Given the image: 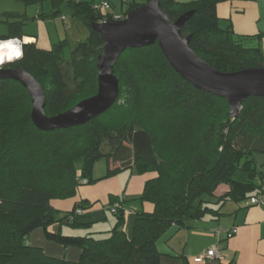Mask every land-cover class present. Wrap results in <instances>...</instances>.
<instances>
[{
	"label": "trees",
	"instance_id": "1",
	"mask_svg": "<svg viewBox=\"0 0 264 264\" xmlns=\"http://www.w3.org/2000/svg\"><path fill=\"white\" fill-rule=\"evenodd\" d=\"M52 1L54 8L65 2L70 14L89 28L87 40L78 42L69 58L63 56L66 40L40 48L24 38L19 22L10 23V32L0 35V41H25L21 56L8 60H15L9 66L29 71L44 87L49 116L97 93V57L104 41L92 23L121 20L104 13L111 7H100L101 2ZM148 1L122 0L128 5L122 19ZM219 1L160 0V6L172 21L194 11L182 35H191V48L216 69L264 66L262 46H244L242 36L221 25ZM57 13L54 9L46 17ZM114 72L120 91L108 110L84 124L52 130L33 123L32 100L20 82L0 79V264H167L166 259L190 264L184 254L170 256L158 249V240L173 225L190 228L197 220L219 216L227 201L264 196V171L255 158L264 153V96L248 97L232 117L227 99L179 75L158 42L126 49ZM102 159L106 173L95 177ZM128 169L151 174L138 199L154 206L152 211H136L131 231L125 228L126 201L115 195L107 207L116 219L112 228L83 235L49 230L55 224L90 229L89 200H76L63 214L54 201L73 199L80 186ZM222 185L228 190L217 195ZM39 228L66 249L80 248L79 260L53 257L27 243ZM222 258L219 264H235Z\"/></svg>",
	"mask_w": 264,
	"mask_h": 264
},
{
	"label": "crops",
	"instance_id": "2",
	"mask_svg": "<svg viewBox=\"0 0 264 264\" xmlns=\"http://www.w3.org/2000/svg\"><path fill=\"white\" fill-rule=\"evenodd\" d=\"M94 2L108 1L111 4L109 11L117 15H124L128 5L122 0H93ZM33 2H26L29 4ZM26 7L25 10H27ZM217 14L223 27L231 26L237 35L244 40H258L264 35V0H220L216 6ZM5 13H16L17 16H6ZM47 15L49 13H46ZM43 14V17H46ZM20 10H3L1 17H6L8 24L19 22L22 24L21 16H24ZM41 15V14H39ZM6 32V34H8ZM25 34L24 38L30 39L29 42H39L38 36L34 34ZM5 35V34H2ZM15 39V38H13ZM107 169V162H106ZM103 174L94 170L95 177H101ZM151 174L141 175L134 169L124 170L115 176L105 178L91 185H83L78 189L77 196L71 200V206L65 211L70 210L76 200L87 199L92 203V207L87 212L90 213L88 221H93L91 228L102 231L106 229L105 225L115 223L116 219L108 217V205L111 195L120 196L126 202V230L131 231L135 213L140 208H127V201L138 199L141 195L144 184ZM102 190V193L100 192ZM228 190V187L222 185L217 190V195H221ZM123 193V194H122ZM142 210L152 211L153 204L141 201ZM112 224V223H111ZM110 227V226H109ZM236 228L237 232L228 237V231ZM215 229L220 232L216 233ZM53 233L62 232L63 226L55 224L49 229ZM96 231V230H95ZM64 234V233H63ZM27 243L41 247L44 252L50 256L77 261L81 256V249L75 246L65 248L62 244L50 240L46 237L42 228L33 231L27 238ZM213 245L219 247L222 253V259L225 262L234 261L235 264H264V205H253L249 200L227 201L219 216L209 217L203 220L193 222L190 228H180L173 225L157 242L161 253L170 256L184 254L190 264H219L220 260L216 258L203 257L206 251ZM167 264H179L178 259L164 260Z\"/></svg>",
	"mask_w": 264,
	"mask_h": 264
},
{
	"label": "water",
	"instance_id": "3",
	"mask_svg": "<svg viewBox=\"0 0 264 264\" xmlns=\"http://www.w3.org/2000/svg\"><path fill=\"white\" fill-rule=\"evenodd\" d=\"M193 13V10L187 11L172 21L162 11L160 0H149L132 9L124 19L92 23V28L104 41L97 57V93L57 115L49 116L46 113L45 89L29 71L5 67L17 59L0 65V79L18 81L29 91L31 117L37 128L52 130L81 125L104 113L117 100L120 85L114 68L119 56L128 48L137 49L158 42L179 75L199 89L226 98L231 116L235 117L248 97L264 96V66L234 72L213 67L191 48L192 36L182 35V29Z\"/></svg>",
	"mask_w": 264,
	"mask_h": 264
},
{
	"label": "rangeland",
	"instance_id": "4",
	"mask_svg": "<svg viewBox=\"0 0 264 264\" xmlns=\"http://www.w3.org/2000/svg\"><path fill=\"white\" fill-rule=\"evenodd\" d=\"M26 7H28L27 10H25ZM6 9L20 10L23 14H25L20 18L22 20L24 32L26 34H34L35 36H38V47L49 49L54 43L66 40V45L63 51V56L66 58L71 56V52L78 42L87 40L89 36L88 26L83 20L70 14L65 2H61V4L57 3L54 8L52 0H39V2H33L29 4H25V0H0V14H2L3 10ZM54 9L58 11L57 15L43 17V14L52 13ZM63 15H65V17H63ZM6 20V17L0 16V35L6 34V32L9 31L10 27ZM242 42L246 47L262 46L264 49V44L260 43L258 40H242ZM17 58L18 57H16V59ZM255 158L259 168L264 171V153H256ZM96 170L101 174L105 172V159H102L96 163ZM80 187H83V185ZM100 192L102 193V190ZM141 205L140 199H130L127 201V208L137 207L142 210ZM54 206L61 210V214H63V212L71 206V200H55ZM108 217L110 219L115 218L110 212H108ZM113 225L114 223L110 220V225L106 224V229L103 230H108L112 228ZM94 230L98 229L77 228L69 224L63 225V233L68 235H83Z\"/></svg>",
	"mask_w": 264,
	"mask_h": 264
},
{
	"label": "built area",
	"instance_id": "5",
	"mask_svg": "<svg viewBox=\"0 0 264 264\" xmlns=\"http://www.w3.org/2000/svg\"><path fill=\"white\" fill-rule=\"evenodd\" d=\"M100 7H103L105 9H109L111 6H110L108 1H103V2H101ZM115 19H122V16L121 15H115ZM10 40L15 41V43L18 44L21 47V49L25 43V41H23L19 38L10 39ZM0 42H2V41H0ZM262 43L264 44V37L262 38ZM249 203L253 204V205H264V196H262V195L253 196L249 199ZM113 210H115V209H113ZM80 212L81 211L79 210L78 213H80ZM215 232L219 233L220 230L215 229ZM236 232H237L236 228L230 229L228 231V237L232 236ZM203 257L220 259V258H222L221 250L219 249L218 246L213 245L206 251V253Z\"/></svg>",
	"mask_w": 264,
	"mask_h": 264
},
{
	"label": "bare ground",
	"instance_id": "6",
	"mask_svg": "<svg viewBox=\"0 0 264 264\" xmlns=\"http://www.w3.org/2000/svg\"><path fill=\"white\" fill-rule=\"evenodd\" d=\"M21 52V47L15 41L3 40L0 42V65L8 60L20 57Z\"/></svg>",
	"mask_w": 264,
	"mask_h": 264
},
{
	"label": "flooded vegetation",
	"instance_id": "7",
	"mask_svg": "<svg viewBox=\"0 0 264 264\" xmlns=\"http://www.w3.org/2000/svg\"><path fill=\"white\" fill-rule=\"evenodd\" d=\"M5 67H10L9 65H6Z\"/></svg>",
	"mask_w": 264,
	"mask_h": 264
}]
</instances>
